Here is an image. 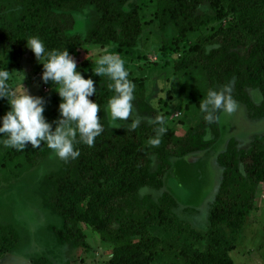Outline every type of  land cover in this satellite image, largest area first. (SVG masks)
<instances>
[{"label":"trees","instance_id":"1","mask_svg":"<svg viewBox=\"0 0 264 264\" xmlns=\"http://www.w3.org/2000/svg\"><path fill=\"white\" fill-rule=\"evenodd\" d=\"M14 1L21 12L18 16L10 15L7 6L0 7V43L25 47L26 40L36 36L48 51L94 43L117 45L122 53L124 48L136 45L143 31L136 0ZM222 4L227 5L235 22L196 44L190 62L176 64V68L199 67L209 89L218 90L233 82V98L254 117L264 118V100L257 101L249 94L264 95V0H157L156 16L163 30L171 27L184 38L208 24L210 11ZM87 6H95L100 17L83 38L73 10ZM93 80L98 93L90 99L100 105L98 116L104 131L93 146L78 144L80 155L64 160L63 167L48 174L39 190L43 206L63 221L62 226L51 228L57 241L85 243L86 237L77 225L86 222L102 232L104 239L118 244L106 264H151L162 241L149 235V227L157 223L171 231L181 224L175 212L180 198L169 189L166 177L171 175L174 162H186L188 156L202 154L203 160L215 157L222 169L209 216L210 245L206 251L190 248L183 255L189 264H232L228 254L235 245L219 233L222 227L243 224L253 209L257 189L264 184V135H257L247 149H239L238 142L231 139L228 147L219 151L224 143L219 122L222 112L212 123L202 113L199 125L176 139L175 144L169 146L168 141L162 148L145 147L144 140L153 137L158 127L148 123L157 112L142 104V113L151 114V118L141 114L147 123L142 120L135 130L129 123L110 126L104 111L113 94L109 81ZM19 151L25 154L29 167L52 153L46 143ZM156 159L161 164L154 171L151 167ZM144 189L162 194L155 200L149 194L141 195ZM20 242L14 226L0 223V259L17 249Z\"/></svg>","mask_w":264,"mask_h":264},{"label":"rangeland","instance_id":"2","mask_svg":"<svg viewBox=\"0 0 264 264\" xmlns=\"http://www.w3.org/2000/svg\"><path fill=\"white\" fill-rule=\"evenodd\" d=\"M136 4L143 31L135 46L124 48L120 53V48L114 44L84 43L68 51L85 78L104 81H107L106 77L93 73L99 56L108 51L125 59L129 79L136 85V113L140 117L143 114L151 118V114L147 111L142 113L143 109L140 108L142 104H148L157 112L153 118L162 117L164 127L170 130L164 133L158 146L150 145L149 139L144 140L143 146L162 148L168 141L169 146L175 144L176 139L199 125L202 112L197 103L210 90L199 67L193 65L179 69L176 64L182 66L189 63L194 56V46L204 42L220 28L233 24L235 17L229 13L226 4L219 5L210 11L208 24L181 38L171 27L162 29L156 16L157 0H136ZM1 6H7L10 15L18 16L21 13L14 0H0ZM73 12L78 17L77 28L86 38L95 28L100 13L95 6ZM3 67L13 72V87H22L23 84L30 94L45 98L44 115L48 121L59 116L60 97L51 83L41 81L43 66L29 48L1 42L0 68ZM226 87L231 89V94L234 93L233 82ZM249 94L254 99V92ZM238 105L234 113L222 112L220 115L224 143L219 151H224L231 139L238 142L239 149H247L257 135H264V118L254 117L240 102ZM8 109L7 100L0 99V116ZM147 120L144 117L143 123H147ZM130 122L129 119L120 123ZM203 157L202 154L191 155L185 158L186 162H174L171 175L166 177L169 189L180 198L175 212L181 224L171 231L157 223L149 227V235L162 241L151 264H189L184 252L190 248L206 251L210 245L209 216L222 169L215 157L205 160ZM63 162L52 152L35 167H29L24 153L0 144V223L14 226L21 236L19 247L0 259V264H106L112 258L118 244L104 239L102 232L86 222L77 225L86 237L85 243L72 240L60 244L57 241L51 228L54 225L62 226L63 221L43 206L39 190L45 177L58 172ZM160 164V160L156 159L151 168L155 171ZM142 193L158 200L162 191L144 189ZM219 235L235 245V249L228 254L232 264H264V184L258 187L253 209L244 223L222 227Z\"/></svg>","mask_w":264,"mask_h":264},{"label":"clouds","instance_id":"3","mask_svg":"<svg viewBox=\"0 0 264 264\" xmlns=\"http://www.w3.org/2000/svg\"><path fill=\"white\" fill-rule=\"evenodd\" d=\"M25 46L43 66L41 81L44 84L51 83L60 97L59 116L48 121L44 115L45 98L30 94L23 84L22 87H13V72L7 67L0 68V99H6L9 106L6 113L0 116V144L5 148L22 150L28 145L38 148L46 143L57 157L74 160L80 155L78 144L91 147L104 131L101 117L98 116L100 105L90 99L98 93L94 80L84 77L66 48L63 51H48L43 41L36 36L29 37ZM95 63L93 73L106 77L113 93L104 108L109 125L118 126L121 121L130 119V127L135 130L143 117L135 110L136 85L129 79L125 59L115 52L106 51ZM254 99L264 100V95H257ZM199 107L205 114L204 119L212 123L218 118L217 113L232 114L239 105L231 95V89L225 87L224 90L210 89ZM148 123L159 125L148 141L150 145L158 146L167 130L163 118L156 117Z\"/></svg>","mask_w":264,"mask_h":264},{"label":"water","instance_id":"4","mask_svg":"<svg viewBox=\"0 0 264 264\" xmlns=\"http://www.w3.org/2000/svg\"><path fill=\"white\" fill-rule=\"evenodd\" d=\"M189 160H191V159H189Z\"/></svg>","mask_w":264,"mask_h":264}]
</instances>
